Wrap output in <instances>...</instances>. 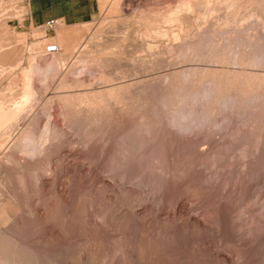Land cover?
Here are the masks:
<instances>
[{
  "label": "rangeland",
  "instance_id": "1",
  "mask_svg": "<svg viewBox=\"0 0 264 264\" xmlns=\"http://www.w3.org/2000/svg\"><path fill=\"white\" fill-rule=\"evenodd\" d=\"M231 1L98 0L91 21L49 31L26 25L24 0H0V103L17 104L29 66L40 89L0 126V264H264V0ZM173 8L175 21L154 14ZM67 41L118 61H74ZM64 72L85 86L62 89Z\"/></svg>",
  "mask_w": 264,
  "mask_h": 264
},
{
  "label": "bare ground",
  "instance_id": "2",
  "mask_svg": "<svg viewBox=\"0 0 264 264\" xmlns=\"http://www.w3.org/2000/svg\"><path fill=\"white\" fill-rule=\"evenodd\" d=\"M114 1H115V0H114ZM116 1H117V0H116ZM175 1H176V0H175ZM203 1H204V3L207 4V3H209L211 0H203ZM217 1H220V2H222V3L225 2V4H227V3H229L231 0H230V1H227V0H217ZM233 1H234V0H233ZM233 1H231V3H232ZM118 2H119V1H118ZM163 2H164V1H163ZM188 2H189V1H187V2L185 3V5H189V4H187ZM0 3H1V2H0ZM7 3H8V2H7ZM150 3H151V2H150ZM155 3H156V2H155ZM114 4H115V3H114ZM156 4H158V3H156ZM150 5H151V4H150ZM162 5H163V4H162ZM214 5H215V4H214ZM147 6H148V5H147ZM155 6H156V5H155ZM155 6L153 5V7H155ZM167 6H169V5H167ZM202 6H203V5H202ZM8 7H9V6H8ZM116 7H117V4H116ZM116 7H115V5H114V7H113V10H114V8H115V12L117 11ZM153 7H152V8H153ZM9 8H10V7H9ZM108 8H109V7H108ZM111 8H112V7H111ZM118 8H119V7H118ZM169 8H170V7H169ZM190 8H191V7H190ZM211 8H212V7H211ZM184 9H185V8H184ZM108 10H109V9H108ZM111 10H112V9H111ZM156 10H157V9H156ZM156 10H153V11L155 12ZM163 10H164V9H162V11H163ZM168 10H169V9H168ZM168 10H167V11H168ZM199 10H200V8H199ZM12 11H13V10H12ZM109 11H110V10H109ZM126 11H127V10H126ZM153 11H152V12H153ZM200 11H201V10H200ZM119 12H120V11H119ZM154 12H153V13H154ZM179 12H180V11H179ZM113 13H114V11H113ZM113 13H112V14H113ZM122 13H123V12H122ZM122 13H121V14H122ZM157 13L159 14V16H156V15H155V16L158 17V19L161 18V19H163V20H165V21H167V22L175 21V20H176V16H175V15L178 14V13H177V10H176L175 8H173L172 10L170 9V11H169L168 14H167V12H166V14H165V13H162V14H161V13H159L158 11H156V13H154V14H157ZM176 13H177V14H176ZM121 14H120V15H121ZM158 14H157V15H158ZM191 14H192V13H191ZM179 15H180V14H179ZM206 15H207V14H206ZM122 16H124V14H122ZM151 16H153V14H152ZM188 16H189V15H188ZM197 16H198V15H197ZM116 17H117V16H116ZM179 17H180V16H179ZM153 18H154V17H153ZM158 19L155 18V20H158ZM161 19H160V20H161ZM117 20H118V19H117ZM119 20H120V19H119ZM124 21H125V20H124ZM124 21H123V22H124ZM165 21H164V22H165ZM0 22H1V21H0ZM151 22H152V20H151ZM154 22H155V21H154ZM107 23H108V22H107ZM118 23H119V22H118ZM152 23H153V22H152ZM155 23L157 24V22H155ZM188 23H189V22H188ZM127 24H128V23H127ZM131 24H132V23H131ZM131 24H130V25H131ZM163 24H164V23H163ZM192 24H193V23H192ZM110 25H111V24H110ZM115 25H116V27H117L118 24L115 23L114 26H113V25H112V26L115 28ZM190 25H191V24H190ZM112 26H111V27H112ZM122 26H123V24H122ZM147 26H148V25H147ZM151 26H152V25H151ZM154 26H155V24H154ZM187 26H189V25H187ZM200 26H201V25H200ZM113 27H112V28H113ZM126 27H127V26H126ZM160 27H161V26H160ZM160 27H159V28H160ZM4 28H5V27H4ZM108 28L110 29L109 26H108ZM112 28H111V29H112ZM124 28H125V27H124ZM151 28H152V27H151ZM215 28H216V27H215ZM147 29H148V28H147ZM157 29H158V27H157ZM183 29H184V28H183ZM101 30H102V29H101ZM113 30H116V29H113ZM128 30H129V29H128ZM136 30H137V29H136ZM187 30H189V29H187ZM211 30H212V29H211ZM106 31H107V30H106ZM119 31H120V30H119ZM121 31H122V29H121ZM129 31H130V30H129ZM158 31H159V30H158ZM158 31H157V32H158ZM250 31H251V30H250ZM160 32H162V31H160ZM114 33L116 34L117 32L115 31ZM118 33H120V32H118ZM134 33H135V31H134ZM137 33H138V32H137ZM145 33H146V32H145ZM169 33H170V32H169ZM213 33H214V32H213ZM228 33H229V32H228ZM96 34H97V33H96ZM101 34H102V33H101ZM130 34H131V33H130ZM135 34H136V33H135ZM156 34H159V32L156 33ZM170 34H171V33H170ZM257 34H258V33H257ZM66 35H67V34H66ZM116 35H117V34H116ZM128 35H129V34H128ZM136 35H137V34H136ZM146 35H147V34H146ZM163 35H165V33H164ZM213 35H214V34H213ZM233 35H234V34H233ZM93 36H94V35H93ZM106 36H107V35H106ZM141 36L143 37V35H141ZM161 36H162V35H161ZM210 36H211V35H210ZM251 36H252V35H251ZM253 36H254V35H253ZM59 37H60V36H59ZM69 37H70V36H69ZM90 37H91V36H90ZM134 37H136V36H134ZM165 37H166V36H165ZM175 37H176V36H175ZM233 37H234V36H233ZM70 38H71V37H70ZM96 38H97V37H96ZM107 38H108V37H107ZM147 38H148V37H147ZM60 39H61V38H60ZM79 39H80V38H79ZM90 39H91V38H90ZM92 39H93V38H92ZM97 39H98V38H97ZM109 39H111V38H109ZM113 39H114V38H113ZM74 40H75V39H74ZM74 40H73V41H74ZM105 40H106V39H105ZM105 40H104V41H105ZM130 40H131V39H130ZM130 40H129V41H130ZM173 40H174V37H173ZM255 40H256V38H255ZM54 41H55V40H54ZM57 41H58V40H57ZM62 41H63V40H62ZM87 41H88V40H87ZM114 41H115V39H114ZM137 41H138V40H137ZM51 42H52V40H51ZM60 42H61V40H60ZM91 42H93V41H91ZM130 42H131V41H130ZM142 42H143V41H142ZM255 42H256V41H255ZM58 43H59V42H58ZM94 43H95V42H94ZM140 43H141V42H140ZM143 43L145 44V42H143ZM92 44H93V43H92ZM92 44L90 43V45H92ZM97 44H99V43H97ZM97 44H96V45H97ZM106 44H107V43H106ZM149 44H150V43H149ZM59 45H60V44H59ZM63 45H64V48L67 49V51H68V49L71 50V49L73 48V53H74L75 55H76V53H78V55H77L76 57H79V54L81 55V53H83V54L81 55L80 58L77 59L76 57H74V58H76V59H73V60L75 61V60H79V59H80V61H82V62H83V61H84V62H85V61H86V62H87V61H90V64H89L88 66H90V65L93 64V63H94V64L96 63V66H97V68H98V66H99L98 64H100L101 62H103V64H105V63H107V62L109 63L110 60H111V59H109L106 55H105V56L109 59V61L107 60V58H104V57L100 58V56H99V59L97 58L98 60L96 59L97 61H95V59H94L93 61H92V60H89V59H91L92 57H91V58H87V57H88L87 55H86L87 57H85L84 53H86V52H83V51H85V50H84V47L80 48L81 45H82V46H85V43H84V45H83V44H82V41H81V42L78 41V43H77L74 47H73V45H72V42H69V41L64 42ZM90 45H89V47H90ZM104 45H105V44H104ZM122 45H123V44H122ZM142 45H143V44H142ZM146 45H147V43H146ZM102 46H103V45H102ZM130 46H131V45H130ZM144 46H145V45H144ZM152 46H153V45H152ZM152 46H151V47H152ZM85 47H86V46H85ZM127 47H128V46H127ZM151 47H149V45H147V48H150V49H151ZM91 48H92V47H91ZM94 48H95V47H94ZM96 48H97V46H96ZM96 48H95V49H96ZM103 48H104V47H103ZM113 48H114V47H113ZM153 48H154V47H153ZM153 48H152V49H153ZM212 48H213V47H212ZM36 49H37V48H36ZM104 49H105V48H104ZM104 49H103V50H104ZM144 49H145V48H144ZM150 49H149V50L147 49L148 52L150 51ZM217 49H218V48H216V51H217ZM89 50L91 51V49H89ZM96 50H97V49H96ZM99 50H100V49H99ZM105 50H106V49H105ZM108 50H109V48H108ZM108 50H107V51H108ZM111 50H112V48H111ZM147 50H145V51H147ZM3 51H4V50H3L2 47L0 46V53H1L2 56H3ZM64 51H65V50H64ZM109 51H110V50H109ZM114 51H115V50H114ZM127 51H128V49H127ZM152 51H153V50H152ZM152 51H151V52H152ZM216 51H215V52H216ZM87 52H89V51H87ZM92 52H93V50H92ZM92 52H90V54H91ZM98 52H99V51H98ZM121 52H122V51H121ZM210 52H211V51H210ZM69 53H72V51L69 52ZM69 53H68V54H69ZM94 53H95V52H94ZM96 53H97V52H96ZM99 53H100V52H99ZM144 53H145V52H144ZM58 54H60V53H58ZM74 54H73V55H74ZM87 54L89 55V53H87ZM92 54H93V53H92ZM106 54H107V53H106ZM113 54H114V52H113ZM128 54H129V53H128ZM149 54H150V53H149ZM162 54H163V53H162ZM6 55H7V54H6ZM61 55H62V56H63V55L66 56L67 54L65 55V54L62 53ZM141 55H142V54H141ZM147 55H148V54H147ZM200 55H201V54H200ZM56 56H57V55H56ZM58 56H59V55H58ZM64 56H63V57H64ZM70 56H71V55H70ZM109 56H110V55H109ZM128 56H129V55H128ZM128 56H127V57H128ZM138 56H139V55H138ZM154 56H155V55H154ZM154 56H153V54H152L151 57H149V58H150L149 61H150V60L153 61ZM159 56H160V54L158 55V57H159ZM212 56H213V55H212ZM223 56H224V55H223ZM93 57H94V56H93ZM111 57H112V56H111ZM116 57H117V56H116ZM141 57H142V56H141ZM141 57H140V59H141ZM146 57H147V56H146ZM245 57H246V56H245ZM30 58H32V57H30ZM58 58H59V57H58ZM60 58H61V56H60ZM60 58L57 59V60L54 59V62H53V61H52V62L50 61L52 64H55V66H54L55 68L52 66V67H53V68H52L53 70H56V71H57V70L59 69L58 67H57L58 69L56 68V65H58L57 62L60 60ZM65 58H66V57H65ZM113 58H114V57H113ZM118 58H119V57H118ZM125 58H126V57H125ZM237 58H238V57H237ZM18 59H19V58H18ZM61 59H62V58H61ZM135 59H136V58H135ZM142 59H143V58H142ZM156 59H159V58L156 57ZM209 59H210V58H209ZM211 59H212V58H211ZM215 59H216V58H215ZM250 59H251V58H250ZM30 60H31V59H30ZM73 60H72V61H73ZM120 60H122V59H120ZM64 61H66V60H64ZM94 61H95V62H94ZM111 61H113V60H111ZM115 61H118V60H115V59H114V61L111 62V63H115ZM123 61H124V60H123ZM126 61H127V60H126ZM130 61H131V60H130ZM132 61H134V60H132ZM138 61H141V60H138ZM149 61H148V60H145V58H144L145 65H148L147 63H149ZM152 61H151V62H152ZM154 61H155V60H154ZM159 61H160V60H159ZM200 61H201V60H200ZM237 61H238V60H237ZM8 62H9V61H8ZM62 62H63V61H62ZM78 62H79V61H78ZM78 62H76V63H77V64L82 63V62H79V63H78ZM121 62H122V61H121ZM136 62H137V61H136ZM151 62H150V63H151ZM155 62H156V61H155ZM162 62H163V60H162ZM51 63H50V64H51ZM71 63H73V62H71ZM111 63H109L110 65H109V64H107V65L111 66ZM118 63H119V62H118ZM141 63H143V61H142ZM153 63H154V62H152V64H153ZM13 64H14V62H13ZM50 64H49V67L51 66ZM60 64H61V63H60ZM68 64H69V63H68ZM74 64H75V63H74ZM84 64H86V63H84ZM120 64H121V63H120ZM132 64H133V63H132ZM152 64H151V65H152ZM163 64H164V63H163ZM212 64H213V63H212ZM219 64H220V63H219ZM222 64H223V63H222ZM247 64H248V63H247ZM257 64H258V63H257ZM259 64H260V63H259ZM9 65H10V64H9ZM30 65H31V64H30ZM151 65H148V66L151 67ZM260 65H262V64H260ZM62 66H63V65H62ZM75 66H76V64H75ZM80 66H81V65H80ZM85 66H86V65H85ZM85 66H84V67H85ZM100 66H101V65H100ZM100 66H99V67H100ZM103 66H104V65H103ZM105 66H106V65H105ZM114 66H115V65H114ZM117 66H118V65H117ZM129 66H130V65H129ZM132 66H133V65H132ZM148 66H146V67H148ZM221 66H222V65H221ZM226 66H227V65H226ZM11 67H12V65H11ZM11 67H9V68H11ZM33 67H34V65H33ZM36 67H37V66H36ZM60 67H61V65H60ZM67 67H68V66H67ZM91 67H92V65H91ZM119 67H120V66H118V68H119ZM140 67L143 68V67H145V66L142 65V66H140ZM150 67H149V68H150ZM152 67H153V65H152ZM198 67H199V66H198ZM31 68H32V66H29L28 69H23V70H22L23 85H22V88H21L22 91H21L20 93H18V94H20V96L18 95V97H19V101L17 102V104H16V103H15L14 105L11 104V107H12V108H11V107H9V105H8L9 103H8V104L5 103L6 106L3 105V104H4L3 102H2V104L0 103V126H1V127H2V124L5 125V122H6L7 120L12 119V118H13L15 115H17V114L19 115V111H20V110H23V109H22V108H23L22 105H24V104L26 105L27 102H28L29 100H30V101H31V100L33 101L34 99H36L34 94L37 93V92H35V91L37 90L38 93H39V90H40V89H38L36 86H35V87H36L37 89H35V87L32 85V82H31V81H32V80H31V79H32V78H31V73H33L34 68H32L33 70H31ZM70 68H71V67H70ZM87 68H88V67H87ZM87 68H86V69H87ZM108 68H109V67H108ZM108 68H106V69H108ZM112 68H113V67H112ZM115 68H116V66H115ZM149 68H148V69H149ZM162 68H163V67H162ZM201 68H202V67H201ZM47 69H48V68H47ZM50 69H51V67H50ZM65 69H66V68H65ZM91 69H92V68H91ZM93 69H95V66H94ZM110 69H111V68H110ZM116 69H117V68H116ZM145 69H146V68H145ZM163 69H164V68H163ZM53 70H52V71H53ZM67 70H68V69H67ZM112 70H114V69H112ZM193 70H194V69H193ZM225 70H226V69H224V71H225ZM229 70H230V69H229ZM10 71H11V70H10ZM34 71H36V70H34ZM52 71H51V72H52ZM56 71H55V73H56ZM58 71H60V70H58ZM61 71H62V69H61ZM69 71H71V69H70ZM81 71H82V69H81ZM81 71H80V72H81ZM104 71H105V70H104ZM108 71H109V70H108ZM124 71H125V70H124ZM201 71H202V70H201ZM211 71H212V70H211ZM214 71H215V70L213 69L212 73H213ZM53 72H54V71H53ZM88 72H89V71H88ZM95 72H96V71H95ZM106 72H107V71H106ZM209 72H210V71H209ZM215 72H216V71H215ZM220 72H221V71H220ZM34 73H35V72H34ZM64 73H65V72H64ZM77 73H78V72H77ZM81 73H82V72H81ZM97 73H99V72H97ZM100 73H102V72H100ZM116 73H117V72H116ZM212 73H211V74H212ZM225 73L228 74V73H230V72H227V71H226ZM234 73H235V74H234ZM39 74H40V73H39ZM46 74H47V73H46ZM49 74H50V73H49ZM51 74H52V73H51ZM56 74H58V73H56ZM67 74H68V72H67ZM78 74H79V73H78ZM102 74H103V75H102ZM102 74H101V75L99 74V76H100L101 78H99V76H98V79H101V80L104 79L107 83H109V82L111 81V82L109 83V85H110V84L112 83V81H113V80H111L112 78H109L108 76H107V78H105V77H104V76H105V75H104V72H103ZM113 74H115V73H113ZM124 74H126V73H124ZM141 74H142V73H141ZM161 74H162V73H161ZM173 74H174V73H173ZM198 74H200V73L198 72ZM221 74H222V72H221ZM231 74H232V73H231ZM35 75H36V74H35ZM37 75H38V74H37ZM53 75H54V73H53ZM97 75H98V74H97ZM117 75H118V74H117ZM121 75H122V74H121ZM121 75H120V76H121ZM136 75H137V74H136ZM171 75H172V74H171ZM209 75H210V74H209ZM217 75H218V74H217ZM225 75H226V74H225ZM229 75H230V74H229ZM240 75H242V76L245 75L246 78L248 77V79L251 80V79H254V78H258V77L263 78V75H264V74L261 76V75H258V72L255 73V72H246V71H245V72H242V71H241V72H238V73L233 72L232 77L234 78L235 76H240ZM48 76H49V75H48ZM48 76H47V77H48ZM64 76L67 77L68 75H66V73L63 74V77H62L63 79L60 78V81L58 82V86H59V87H62V89H63V88H64V89H66V88L68 89V88H69V90H70L71 88L83 87V85L85 84V82H84L85 79H84V80H81V79L78 80V79L76 78L77 81H75V80H73V81H72V80H69L70 82H68V81H67V78L65 79ZM72 76H73V74H72ZM75 76H76V75H75ZM75 76H74V77H75ZM78 76H79V75H78ZM113 76H114V75H113ZM162 76H163V75H162ZM193 76H194V75H193ZM202 76H203V75H202ZM212 76H213V75H212ZM230 76H231V75H230ZM242 76H240V77H242ZM245 76H244V77H245ZM54 77H55V76H54ZM69 77H71V76H69ZM88 77H89V76H88ZM95 77H96V76H95ZM167 77H168V76H167ZM244 77H243V78H244ZM52 78H53V77H52ZM78 78H79V77H78ZM82 78H83V77H82ZM123 78H124V77H123ZM148 78H149V77H148ZM199 78H200V77H199ZM201 78H202V77H201ZM206 78H207V77H206ZM209 78H210V77H209ZM220 78H221V75H220ZM220 78H219V79H220ZM222 78H223V77H222ZM235 78H236V77H235ZM261 78H260V79H261ZM68 79H69V78H68ZM71 79H72V78H71ZM73 79H74V78H73ZM91 79H92V78H91ZM213 79H214V78H213ZM228 79H229V78H228ZM239 79H240V78H239ZM263 79H264V78H263ZM48 80H49V79H48ZM58 80H59V78H58ZM86 80H87V79H86ZM104 80H102V81L104 82ZM115 80H116V79H115ZM123 80H124V79H123ZM165 80H166V79H165ZM199 80H200V79H199ZM199 80H198V81H199ZM209 80H210V79H209ZM244 80H245V79H244ZM88 81H89V80H88ZM91 81H92V80H91ZM93 81H94V80H93ZM117 81H118V80H117ZM139 81H140V80H139ZM174 81H175V80H174ZM221 81H222V80H221ZM235 81H236V80H235ZM255 81L257 82V79H256ZM259 81H260V80H259ZM52 82H53V81H52ZM89 82H90V81H89ZM99 82H100V81H99ZM137 82H138V81H137ZM140 82H141V81H140ZM150 82H151V81H150ZM194 82H195V81H194ZM200 82H201V81H200ZM219 82H220V81H219ZM261 82H262V81H261ZM90 83H91V82H90ZM96 83H97V82H96ZM104 83H105V82H104ZM107 83H105V84H107ZM141 83H143V82H141ZM196 83H198V82H196ZM196 83H195V84H196ZM201 83H202V82H201ZM201 83H199V84H201ZM205 83H206V82H205ZM216 83H217V82H216ZM231 83L233 84L232 81H231ZM243 83H244V82H243ZM262 83H263V82H262ZM40 84H41V83H40ZM91 84H92V83H91ZM113 84H114V82H113ZM135 84H137V83H135ZM175 84H176V83H175ZM220 84H221V83H220ZM227 84H228V83H227ZM232 84H230V85H232ZM46 85H47V84H46ZM107 85H108V84H107ZM118 85H119V84H118ZM118 85H116V86H115V85H114V86H108L109 88L106 87V88L103 89V91H102V90H98V92H94V93L87 92V91H85V93H84V92L82 93V91H81V93H76V94L74 93L75 95H74L73 92H72L73 95H72L71 93H70V95H67V93H66V95H64V96H62V97H59V95H58V97L61 98L62 101L67 102V100H68L67 98H69V97L72 95V96H74L73 99L75 100L74 102H76V103H75L76 105H77L79 102H81L82 100H83V101H84V99L86 100V97H88V96H89V97H88L89 100H92V101L96 100V98H97V99H98V98H102V96H104L105 98H109V99H110L111 97H113V95H117V94H118L117 89H118V91H119V90H120V87H124V86H122L121 84H120L121 86H119V87H118ZM123 85H125V84H123ZM165 85H166V84H165ZM197 85H198V84H197ZM202 85H203V84H202ZM230 85H229V86H230ZM236 85H237V84H236ZM56 86H57V84H56ZM84 86H85V85H84ZM97 86H98V85H97ZM100 86H101V85H100ZM104 86H105V85H104ZM104 86H103V87H104ZM169 86H170V85H169ZM247 86H249V85H247ZM257 86H258V85H257ZM89 87H90V86H89ZM117 87H118V88H117ZM132 87H133V86H132ZM135 87H136V86H135ZM143 87H144V86H143ZM145 87H146V85H145ZM147 87H148V86H147ZM195 87H196V86H195ZM259 87H260V86H259ZM39 88H40V87H39ZM55 88H58V87H55ZM125 88H126V87H125ZM125 88H124V89H125ZM175 88H176V87H175ZM222 88H223V87H222ZM261 88H262V87H261ZM98 89H99V88H98ZM101 89H102V88H101ZM124 89H123V90H124ZM148 89H149V88H148ZM231 89H232V88H231ZM249 89H250V88H249ZM255 89H256V88H255ZM258 89H259V88H257V90H258ZM3 90H4V89H3ZM85 90H86V89H85ZM88 90H89V89H88ZM93 90H94V89H93ZM96 90H97V89H96ZM126 90H127V89H126ZM136 90H137V89H136ZM173 90H174V89H173ZM235 90H236V89H235ZM19 91H20V90H19ZM83 91H84V90H83ZM101 91H102V92H101ZM115 91L117 92V94H115ZM139 91H140V90H139ZM215 91H216V90H215ZM218 91H220V89L217 90V92H218ZM100 92H101V93H100ZM128 92H129V91H128ZM153 92H154V91H153ZM251 92H252V91H251ZM89 93H91V95H88ZM113 93H114V94H113ZM134 93H137V92H134ZM169 93H170V92H169ZM179 93H180V91H179ZM212 93H213V92H212ZM212 93H211V94H212ZM214 93H215V92H214ZM249 93H250V92H249ZM261 93H262V92H261ZM2 94H3V92H2ZM112 94H113V95H112ZM137 94H139V93H137ZM140 94H141V93H140ZM143 94H144V93H143ZM174 94H175V93H174ZM180 94H181V93H180ZM37 95H38V94H37ZM55 95H56V94H55ZM118 95H119V94H118ZM171 95H172V94H171ZM178 95H179V94H178ZM214 95H215V94H214ZM219 95H220V94H219ZM247 95H249V94H247ZM7 96H8V95H7ZM15 96H16V95H15ZM127 96H128V95H127ZM147 96H148V95H147ZM252 96H253V95H252ZM56 97H57V96H56ZM58 97H57V99H58ZM125 97H126V96H125ZM132 97H133V95H132ZM208 97H209V96H208ZM10 98H11V97H10ZM10 98L8 97L9 100H10ZM12 98H14V96H13ZM49 98H50V97H49ZM120 98H121V97H120ZM130 98H131V97H130ZM179 98H180V97H179ZM182 98H183V97H182ZM217 98H218V97H217ZM255 98H256V96H255ZM6 99H7V98H6ZM8 99H7V100H8ZM17 99H18V98H17ZM52 99H53V98H52ZM66 99H67V100H66ZM70 99H71V98H70ZM70 99H69V100H70ZM109 99H108V101H109ZM115 99H116V98H115ZM126 99H127V98H126ZM138 99H139V98H138ZM245 99H246V98H245ZM256 99H257V98H256ZM2 100H3V99H2ZM12 100H13V99H12ZM12 100H11L10 102H12ZM47 100H48V99H47ZM71 100H72V99H71ZM100 100H101V99H100ZM116 100H117V99H116ZM116 100H115V101H116ZM127 100H128V99H127ZM134 100H135V99H134ZM174 100H175V99H174ZM246 100H247V99H246ZM13 101L15 102V101H17V100L15 99V100H13ZM57 101H58V100H57ZM60 101H61V100H60ZM83 101H82V102H83ZM96 101H97V100H96ZM96 101H95V102H96ZM125 101H126V100H125ZM178 101H179V99H178ZM70 102H71V101H70ZM100 102H101V101H100ZM117 102H118V101H117ZM132 102H133V101H132ZM176 102H177V101H176ZM250 102H251V101H250ZM71 103H72V102H71ZM91 103H92V102H91ZM211 103H212V102H211ZM241 103H242V102H241ZM45 104H46V103H45ZM57 104H58V103H57ZM59 104H60V103H59ZM63 104H64V103H63ZM85 104H86V103H85ZM87 104H89V103H87ZM113 104H115V102H114ZM113 104H112V105H113ZM118 104H119V103H118ZM128 104H129V103H128ZM130 104H131V103H130ZM154 104H155V102H154ZM154 104H153V105H154ZM25 105H24V106H25ZM29 105H30V104H29ZM55 105H56V104H55ZM64 105H65V104H64ZM64 105H61V107L63 106V107L66 109L67 106H66V105L64 106ZM73 105H74V104H73ZM73 105H72V106H73ZM98 105H100V103H99ZM115 105H116V104H115ZM115 105H114V106H115ZM134 105H135V104H134ZM21 106H22V107H21ZM119 106H120V105H119ZM119 106H118V107H119ZM121 106H122V105H121ZM121 106H120V108H121ZM208 106H209V105H208ZM68 107H70V105H68ZM90 107H91V106H90ZM90 107H89V108H90ZM96 107H97V106H96ZM106 107H107V106H106ZM176 107H177V106H176ZM20 108H21V109H20ZM77 108H80V107H77ZM103 108H105V106H103ZM103 108H101V109H103ZM130 108H131V107H130ZM136 108H137V107H136ZM151 108H153V107H151ZM177 108H178V107H177ZM65 109H63L62 111H64ZM70 109H72V107H71ZM73 109H74V106H73ZM98 109H99V110H98ZM98 109H97V110H96V109H93V111H92V110H91V111H92V112H95V110H96V111L100 114V113H101V112H99V111H100V107H99ZM122 109H123V108H122ZM17 110H19V111H17ZM24 110H25V109H24ZM43 110H44V109H43ZM48 110H49V109H48ZM112 110H113V109H112ZM115 110H116V109H115ZM207 110H208V109H207ZM62 111H61V112H62ZM91 111H90L89 114H88L89 116L87 115V118H89V117L93 118V117H94V115L91 113ZM101 111H102V110H101ZM119 111H120V110H119ZM119 111H118V112H119ZM123 111H124V110H123ZM132 111H134V110H131V112H132ZM203 111H204V110H203ZM17 112H18V113H17ZM105 112H106V111H105ZM107 112H108V111H107ZM107 112H106V113H107ZM116 112H117V111H116ZM116 112H115V113H116ZM118 112H117V113H118ZM131 112H130V113H131ZM134 112L136 113V111H134ZM137 112H138V111H137ZM139 112H140V111H139ZM170 112H172V111H170ZM174 112H176V111H174ZM207 112H208V111H207ZM211 112H212V111H211ZM211 112H209V113H211ZM46 113H47V112H46ZM115 113H113V114H115ZM124 113H125V112H124ZM130 113H129V115H131ZM135 113H133V114L135 115ZM168 113H169V112H168ZM168 113H167V114H168ZM172 113H173V112H172ZM99 114H97V115H99ZM122 114H123V113H122ZM137 114H138V113H137ZM145 114H146V113H145ZM62 115H63V114H62ZM91 115H92L93 117H92ZM97 115H96V116H97ZM110 115H111V114H110ZM110 115H109V116H110ZM129 115H128V116H129ZM174 115H175V114H174ZM103 116H105V114H103ZM106 116H107V115H106ZM143 116H144V115H143ZM155 116H156V115H155ZM175 116H176V115H175ZM201 116H202V115H201ZM201 116H200V118H201ZM207 116H209V115H207ZM207 116H206V117H207ZM61 117H62V116H61ZM137 117H138V116H137ZM148 117H149V116H148ZM203 117H204V116H203ZM15 118H16V117H15ZM62 118H63V117H62ZM78 118H79V117H78ZM78 118H77V119H78ZM87 118H86V120H87ZM91 118H90L89 121H92ZM105 118H106V117H105ZM105 118H104V119H105ZM135 118H136V117H135ZM33 119H34V118H33ZM82 119H83V118H82ZM145 119H146V118H145ZM114 120H115V119H114ZM142 120H143V119H142ZM146 120H147V119H146ZM13 121H15L14 118H13ZM63 121H64V120H63ZM84 121H85V120H83V122H84ZM87 121H88V120H87ZM97 121H98V119H97ZM97 121H96V122H97ZM153 121H154V120H153ZM165 121H166V120H165ZM79 122L83 123L82 121H79ZM93 122H94V121H93ZM85 123L87 124V122H85ZM85 123H83V125H84ZM148 123H149V122H148ZM152 123H153V122H152ZM140 124H144V123L142 122V123H140ZM10 125H11V124H10ZM83 125H81V126H83ZM93 125H94V123H93ZM134 125H135V124H134ZM138 125H139V124H138ZM169 125H170V124H169ZM171 125H172V123H171ZM174 125H175V123H174ZM21 126H22V125H21ZM78 126H79V125H78ZM81 126H80V127H81ZM84 126H85V125H84ZM143 126H144V125H143ZM145 126H146V124H145ZM149 126H150V125H149ZM80 127H79V128H80ZM134 127H135V126H134ZM171 127H172V126H171ZM171 127H170V128H171ZM192 127H193V126H192ZM28 128H29V127H28ZM95 128H96V126H95ZM140 128H141V127H139L138 129H140ZM190 128H191V127H190ZM190 128H189V129H190ZM150 129H152V128H150ZM18 130H19V129H18ZM125 130H126V129H125ZM133 130H134V132H135V131H136V128L133 129ZM131 131H132V130H131ZM141 131H142V130H141ZM150 131H151V130H150ZM184 131H185V130H184ZM1 132H2V131H1ZM104 132H105V131H104ZM126 132H127V131H126ZM152 132H153V131H152ZM181 132H182V131H181ZM186 132H187V131H186ZM98 133H99V132H98ZM137 133H138V132H137ZM140 133H141V132H140ZM140 133H139V134H140ZM132 134L134 135V133H132ZM182 134H183V133H182ZM185 134H186V133H185ZM141 135H142V134H141ZM149 135H150V134H149ZM170 135H171V134H170ZM124 136H125V135H124ZM135 136H136V135H135ZM147 136H148V135H147ZM24 137H25V136H24ZM24 137H23V138H24ZM21 138H22V137H21ZM23 138H22V139H23ZM86 138H87V137H86ZM121 138H122V137H121ZM18 139H19V138H18ZM29 139H30V138H29ZM90 139H91V138H90ZM127 139H128V138H127ZM130 139H132V138H130ZM25 140H26V139H25ZM27 140H28V139H27ZM85 140H86V139H85ZM88 140H89V139H88ZM185 140H186V139H185ZM29 141H30V140H29ZM107 141H108V140H107ZM130 142H131V141H130ZM189 142H190V141H189ZM0 143H1V142H0ZM148 143H149V141H148ZM29 144H30V142H29ZM132 144H133V143H132ZM132 144H131V146H134V145H132ZM0 145H1V144H0ZM183 145H184V144H183ZM24 146H25V145H24ZM31 146H32V145H31ZM120 146H121V145H120ZM35 147H36V145H35ZM11 148H12V147H11ZM26 148H27V147H26ZM120 148H121V147H120ZM130 148H131V147H130ZM48 149H49V148H48ZM117 149H118V147H117ZM121 149H122V148H121ZM124 149H125V148H124ZM131 149H132V148H131ZM35 150H36V149H35ZM39 150H40V149H39ZM13 151H14V150H13ZM47 151H48V150H47ZM118 151H119V150H118ZM127 151H129V149H128ZM8 152H9V151H8ZM119 152H120V151H119ZM119 152H117V153H119ZM122 152L125 154L124 156H123V153H121L122 155H119V154H118V155H119L121 158H125V157H126V151L124 152L123 149H122ZM249 153H250V152H249ZM46 154H47V153H46ZM25 156H26V155H25ZM238 156H239V155H238ZM251 156H252V155H251ZM120 157H119V158H120ZM5 158H6V157H5ZM154 158H156V157L154 156ZM1 159H2V158H1ZM26 159H28V158H26ZM3 160H4V159H3ZM7 160H8V159H7ZM251 160H252V159H251ZM8 161H9V160H8ZM1 163H2V162H1ZM3 163H4V162H3ZM158 163H159V161H158ZM248 163H249V162H248ZM41 164H42V163H41ZM41 164H40V165H41ZM46 164H47V163H46ZM48 164H49V162H48ZM117 164H118V163H117ZM29 165L31 166V164H29ZM139 166H140V165H139ZM2 168H3V167H2ZM39 168H40V167H39ZM161 168H162V167H161ZM156 170H157V169H156ZM1 172H2V171H1ZM243 172H244V171H243ZM45 173H46V171H45ZM166 173H167V172H166ZM166 175H167V174H166ZM34 176H35V175H34ZM114 176H115V175H114ZM239 178H240V177H239ZM143 179H144V178H143ZM145 179H146V178H145ZM152 180H153V179H152ZM137 181H138V180H137ZM157 181H158V180H157ZM144 183H145V182H144ZM157 184H158V183H157ZM240 184H241V183H240ZM150 188H151V187H150ZM149 191H150V190H149ZM177 202H178V201H177ZM5 205H6V204H4V206H5ZM4 206H3V207H4ZM5 207H6V206H5ZM1 209H2V208H1ZM10 209H11V208H10ZM9 213H10V212H9ZM9 213H8V214H9ZM4 214H5V210H4V213H3V209L0 210V218H3V219H4V217L7 216V215H5V216L3 217L2 215H4ZM7 217H8V216H7ZM7 217H6V219H7ZM8 218H9V217H8ZM3 219H2V220H3ZM0 220H1V219H0ZM3 222H4V220H3ZM3 222H0V223H3ZM5 222H6V221H5ZM255 223H256V222H255ZM3 224H4V223H3ZM3 224H2V225H3ZM258 224H259V223H258ZM0 225H1V224H0ZM259 226H260V225H259ZM232 227H233V226H232ZM3 228H4V227H3ZM2 230H3V229H2ZM4 230H5V229H4ZM5 235H6V234H5ZM5 235H4V236H5ZM1 237H2V236H1ZM240 237H241V236H240ZM7 238H8V236H7ZM257 238H258V237H257ZM261 238H262V237H261ZM8 239H9V238H8ZM10 239H11V238H10ZM250 240H251V239H250ZM2 241H3V240H2ZM8 241H10V240H8ZM253 241H254V240H253ZM11 242H12V241H11ZM235 248H236V247H235ZM12 252H13V251H12ZM15 253H16V252H15ZM6 255H7V254H6ZM6 255H5V256H6ZM9 255H10V254H9ZM0 256H1V255H0ZM2 256H3V255H2ZM2 256H1V257H2ZM15 256H16V254H15ZM5 258H6V257H5ZM16 258H17V257H16ZM14 260H15V259H14ZM10 262H11V261H10ZM8 263H9V262H8Z\"/></svg>",
  "mask_w": 264,
  "mask_h": 264
},
{
  "label": "crops",
  "instance_id": "3",
  "mask_svg": "<svg viewBox=\"0 0 264 264\" xmlns=\"http://www.w3.org/2000/svg\"><path fill=\"white\" fill-rule=\"evenodd\" d=\"M24 22L41 27L51 20L71 26L89 22L98 12V0H24Z\"/></svg>",
  "mask_w": 264,
  "mask_h": 264
},
{
  "label": "built area",
  "instance_id": "4",
  "mask_svg": "<svg viewBox=\"0 0 264 264\" xmlns=\"http://www.w3.org/2000/svg\"><path fill=\"white\" fill-rule=\"evenodd\" d=\"M58 22L56 20L48 21L44 24V27L46 30H54V28L57 26Z\"/></svg>",
  "mask_w": 264,
  "mask_h": 264
}]
</instances>
